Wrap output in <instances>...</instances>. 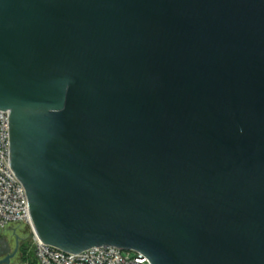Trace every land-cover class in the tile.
Instances as JSON below:
<instances>
[{"label": "water", "instance_id": "95a60500", "mask_svg": "<svg viewBox=\"0 0 264 264\" xmlns=\"http://www.w3.org/2000/svg\"><path fill=\"white\" fill-rule=\"evenodd\" d=\"M0 110L43 243L264 264V0H0Z\"/></svg>", "mask_w": 264, "mask_h": 264}, {"label": "built area", "instance_id": "2783aa9c", "mask_svg": "<svg viewBox=\"0 0 264 264\" xmlns=\"http://www.w3.org/2000/svg\"><path fill=\"white\" fill-rule=\"evenodd\" d=\"M11 223H24L31 229L38 264H150L145 255L128 250L123 253L114 246L101 245L70 253L38 238L32 227L24 187L10 167L8 111L0 110V229Z\"/></svg>", "mask_w": 264, "mask_h": 264}, {"label": "rangeland", "instance_id": "374dc122", "mask_svg": "<svg viewBox=\"0 0 264 264\" xmlns=\"http://www.w3.org/2000/svg\"><path fill=\"white\" fill-rule=\"evenodd\" d=\"M0 237L9 244V250L0 254V259L14 252L9 259V264H38L34 253L32 231L27 225L11 223L0 229ZM126 251L123 250V253Z\"/></svg>", "mask_w": 264, "mask_h": 264}, {"label": "flooded vegetation", "instance_id": "af4514ba", "mask_svg": "<svg viewBox=\"0 0 264 264\" xmlns=\"http://www.w3.org/2000/svg\"><path fill=\"white\" fill-rule=\"evenodd\" d=\"M8 250H9L8 242L4 238L0 237V254L6 253Z\"/></svg>", "mask_w": 264, "mask_h": 264}]
</instances>
